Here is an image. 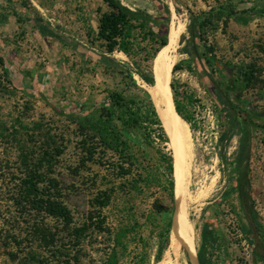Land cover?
Masks as SVG:
<instances>
[{"label":"trees","instance_id":"trees-1","mask_svg":"<svg viewBox=\"0 0 264 264\" xmlns=\"http://www.w3.org/2000/svg\"><path fill=\"white\" fill-rule=\"evenodd\" d=\"M100 1L105 10L100 6L95 10L96 29L85 19L83 34H71L69 41L30 0H0V24L12 16L19 30L29 25L41 38L54 40L71 52L82 45L99 62L91 69V61L81 53L87 67L79 72L95 74L97 69L100 77L111 81L102 90L105 101L97 109L76 114L57 113L51 107L64 122L57 128L44 115L32 117V103L13 85L0 56V98L11 99L18 93L21 97L7 111L0 105V250L5 258L1 264H151L161 261L169 246L177 160L167 149L169 137L149 94L135 79L137 75L153 85L152 66L167 44V34L143 10H131L118 0ZM18 9L29 15L23 16ZM163 9L168 12L166 6ZM263 12L264 8L257 13ZM232 15V10L220 7L193 18L197 35L191 26L189 42L181 48L183 54L194 55L204 64L222 129V147L238 129L240 118L264 130V120L256 125L254 112L239 107L243 92L255 84L254 65L230 64L219 59L212 47L202 45L206 32L216 29L215 22ZM182 30L177 25L175 46ZM114 54L124 55L127 61L115 59ZM75 67L72 63L69 69ZM172 69L166 96L177 124L191 137L190 131L197 126L189 109L199 106L200 100L186 85L179 100L180 91L170 80L172 71L190 73L193 68L176 64ZM71 144L75 160L65 165L63 157ZM218 158L223 159L220 154ZM241 172H248L247 162ZM66 174L77 179L85 199L78 222L67 202L76 181L65 185ZM250 189L248 178H241L232 190L238 194L246 229L256 241L254 256L264 264V223L254 209ZM219 243L214 228L205 224L197 251L199 264H217L213 250Z\"/></svg>","mask_w":264,"mask_h":264},{"label":"rangeland","instance_id":"rangeland-1","mask_svg":"<svg viewBox=\"0 0 264 264\" xmlns=\"http://www.w3.org/2000/svg\"><path fill=\"white\" fill-rule=\"evenodd\" d=\"M118 1L131 10L140 9L147 12L158 24L159 31L167 36L171 26L179 24L183 26L178 45L175 46L172 56L164 63V69L157 72L160 61L153 65L157 84L148 86L135 75L138 85L147 93L150 89H163L167 95V82L172 68L176 64L184 67L190 65L193 72L189 73L185 69L174 73L172 71L170 84L174 82L179 89V100H183L181 92L184 90V85L193 92L197 100H200L199 106L193 104L194 107L189 109L195 118L197 128L194 132L190 131L191 137H188L190 145L184 152L190 174L188 188L180 184L178 170L175 175V214L190 204L189 216L185 217L179 227L180 256L175 261L169 237V246L161 261L157 263L152 261L151 264H199L197 251L201 245V231L205 224L213 227L219 238L220 246L213 250L217 264H263L254 256L256 241L246 229L247 222L238 208V194L232 189L237 186L239 179L248 178L254 209L264 223V130L249 126L240 118L238 129L228 139L227 144L225 142V148L222 147L220 145L222 129L214 113L212 85L205 75V68L194 56L183 54L181 48L189 42L188 32L191 26L192 29L195 26L193 31L197 35L193 18L209 12L211 8L218 10L220 7H225L227 12L232 10L234 15L215 22L216 29L212 31L210 28L206 32L207 39L202 45L212 47L219 59L230 64L254 65L257 73L255 84L243 92L239 107L250 114L254 112L253 121L256 125H260L264 120V12L261 15L257 12L264 8V0ZM30 2L45 19L57 26L59 33L69 41L71 34H83L85 19L94 21L97 7L101 6L105 10L100 0H30ZM39 3L43 5L42 8L39 7ZM164 6L167 7L168 12L164 11ZM18 10L23 16L29 15L22 9ZM181 36L183 43L180 45ZM10 39L15 40L17 44L16 47H12L15 53L13 57L5 55L6 66L15 82L24 76L32 79L35 87L30 89L33 92L29 90L31 94L23 96L32 103L34 119L44 115L51 119L50 122L55 127L60 128L64 125L63 119L54 113L51 107L57 113L84 114L103 104L105 94L102 90L105 89L106 84L110 85L111 81L100 77L97 69L94 70L95 74L79 72L80 69L87 67L83 64L81 53L91 61L89 68L98 65L99 57L92 51L85 50L80 45L77 51L71 52L70 48H65L49 39L46 42L49 48L51 45L52 49L57 50L55 57H49L40 46L42 39L34 35L29 25H26L23 31L17 30ZM198 45L200 52L202 48L199 43ZM0 53H3L2 49ZM114 58L127 61V58L121 54H114ZM170 59L173 60V65H169ZM72 63L76 64L73 71L69 69ZM20 98L19 93L11 99L0 98V105L7 111L14 102H20ZM44 101L49 106L45 105ZM134 140L141 145L137 137ZM167 149L172 152L168 145ZM74 151L73 144L69 145L63 157L65 165L74 162ZM219 154L223 158L222 161L218 158ZM232 162L237 163L228 167ZM246 162L248 172L245 174L241 169ZM72 181H76V188L68 193L67 202L78 222L85 208V199L82 197L77 179L67 174L63 176L65 185H69ZM195 202H198V205ZM261 242L264 244V234ZM151 251L153 254L154 249ZM4 260L0 250V264Z\"/></svg>","mask_w":264,"mask_h":264},{"label":"bare ground","instance_id":"bare-ground-1","mask_svg":"<svg viewBox=\"0 0 264 264\" xmlns=\"http://www.w3.org/2000/svg\"><path fill=\"white\" fill-rule=\"evenodd\" d=\"M176 32H177V25H174L172 30H171V27L169 28L168 35H170L171 44L164 48V50L161 52L159 58L155 61V62H157V61L161 62L160 66H159V71H157V72H161L164 69V63L166 61H168V59L172 56L173 51L175 50L174 38H175ZM171 33H172V35H171ZM172 63H173V60L170 59L169 65H171ZM148 94H149V96H150V98H151V100H152V102H153V104L157 110L156 112L158 113V116L162 122V125L168 134V137H169L168 146L172 150V152H173V154L177 160V170H178V176L180 178V184L184 188H188L190 174H189V170H188V165L186 163L187 159H185L186 157H185L184 152H185V148L190 145L189 138L182 131L180 126L177 124L175 116L173 114L172 103L166 97L165 91H163V89L162 90L150 89ZM201 195L205 196V194H203V193H201ZM195 203L197 204L198 202H195ZM189 205L181 208L177 212L176 217H175V223L173 225V229L170 232V247H171L172 253L174 254L175 261H177L179 259L180 249H181V248L179 249V246H180L179 245V227H180L182 221L185 219V217L189 214V212H188V208L190 207ZM174 206H175V203H174ZM175 211H176V206H175ZM178 216H179V218H178ZM176 220H178V225H177Z\"/></svg>","mask_w":264,"mask_h":264},{"label":"crops","instance_id":"crops-1","mask_svg":"<svg viewBox=\"0 0 264 264\" xmlns=\"http://www.w3.org/2000/svg\"><path fill=\"white\" fill-rule=\"evenodd\" d=\"M102 3V2H101ZM103 5V4H102ZM35 7V6H34ZM101 7V6H100ZM129 8V7H128ZM130 9V8H129ZM94 21L92 22L91 19L88 18L89 25L91 26V28H93L94 30L97 27V22H96V13H94ZM19 30V26L17 25L15 18L12 16L8 17V21L5 24H0V49H2L3 53H0V56L3 58L4 60V64H5V69L7 71V74L10 78V80L12 81L13 85L19 89L21 92L25 93V94H31L29 93V90L33 92L32 87H35L33 85L32 79L29 78V76H24L22 79H20L18 82H15V80L12 78L11 74L9 73L7 66H6V62H5V55L7 54L9 57H13L15 55L14 51L12 50V47H16L17 42H15V40L10 39L12 34H15V32ZM31 31L34 33V35H38V37L40 39H42L40 42V46L41 48L44 50L45 55H49V57H55L57 55V50L52 49L51 45L49 48V44H47L46 42H48V40L43 39L40 37V35L35 31L32 30ZM2 45V46H1ZM45 48V49H44ZM48 53V54H47ZM6 55V56H7ZM194 56V55H193ZM198 62L201 63V65L204 64L201 62L200 59H198L196 56H194Z\"/></svg>","mask_w":264,"mask_h":264},{"label":"water","instance_id":"water-1","mask_svg":"<svg viewBox=\"0 0 264 264\" xmlns=\"http://www.w3.org/2000/svg\"><path fill=\"white\" fill-rule=\"evenodd\" d=\"M171 44V41H170V35H168L167 36V44L165 45V47L166 46H169ZM178 45V43L176 44V46ZM175 49H176V47H175ZM157 56V55H156ZM152 71H153V66H152ZM153 79H154V83H153V86H155L156 84H157V79H156V76L154 75V73H153ZM175 206H174V213H173V217H172V224H171V230H170V232L172 231V229H173V225H174V223H175ZM178 218H179V216H178ZM177 218V219H178ZM176 222H177V225H178V220H176Z\"/></svg>","mask_w":264,"mask_h":264}]
</instances>
